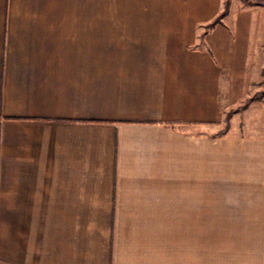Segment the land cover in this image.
<instances>
[{
	"label": "crops",
	"instance_id": "1",
	"mask_svg": "<svg viewBox=\"0 0 264 264\" xmlns=\"http://www.w3.org/2000/svg\"><path fill=\"white\" fill-rule=\"evenodd\" d=\"M227 1L0 0V264H264V58Z\"/></svg>",
	"mask_w": 264,
	"mask_h": 264
},
{
	"label": "rangeland",
	"instance_id": "2",
	"mask_svg": "<svg viewBox=\"0 0 264 264\" xmlns=\"http://www.w3.org/2000/svg\"><path fill=\"white\" fill-rule=\"evenodd\" d=\"M230 2H233V10L248 8L253 13L254 31L252 34L253 52L255 57L264 58V0H228L226 12L229 11ZM251 87L257 88L256 98L261 99L264 95V68L262 78L250 81Z\"/></svg>",
	"mask_w": 264,
	"mask_h": 264
},
{
	"label": "trees",
	"instance_id": "3",
	"mask_svg": "<svg viewBox=\"0 0 264 264\" xmlns=\"http://www.w3.org/2000/svg\"><path fill=\"white\" fill-rule=\"evenodd\" d=\"M225 12H226V11H225ZM225 12H224V13H225ZM224 13H223V14H224ZM223 14H222V15H223ZM218 20H219V19H218Z\"/></svg>",
	"mask_w": 264,
	"mask_h": 264
}]
</instances>
